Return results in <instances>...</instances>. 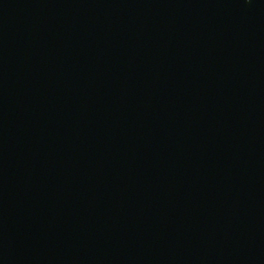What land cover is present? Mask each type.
Wrapping results in <instances>:
<instances>
[{
    "label": "water",
    "instance_id": "1",
    "mask_svg": "<svg viewBox=\"0 0 264 264\" xmlns=\"http://www.w3.org/2000/svg\"><path fill=\"white\" fill-rule=\"evenodd\" d=\"M0 264H264V0H0Z\"/></svg>",
    "mask_w": 264,
    "mask_h": 264
}]
</instances>
